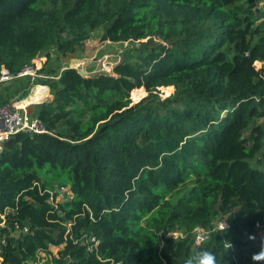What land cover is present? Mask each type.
Listing matches in <instances>:
<instances>
[{"label": "trees", "instance_id": "obj_1", "mask_svg": "<svg viewBox=\"0 0 264 264\" xmlns=\"http://www.w3.org/2000/svg\"><path fill=\"white\" fill-rule=\"evenodd\" d=\"M99 26L130 53L110 73L62 65ZM40 55L37 75L12 80L20 105L47 86L53 98L30 110L45 131L0 147V264L50 245L54 264H186L199 248L219 264H264L252 259L264 253L256 0H0V68L16 74ZM219 217L228 226L195 244L194 228Z\"/></svg>", "mask_w": 264, "mask_h": 264}, {"label": "built area", "instance_id": "obj_2", "mask_svg": "<svg viewBox=\"0 0 264 264\" xmlns=\"http://www.w3.org/2000/svg\"><path fill=\"white\" fill-rule=\"evenodd\" d=\"M117 56V54H115ZM41 56V55H40ZM38 56V57H40ZM115 56V57H116ZM120 58L117 56L115 61L107 60V56H103L96 60L95 67L89 72L98 73L106 72L108 65H114ZM254 68L258 71L259 75L264 77V58L254 60ZM41 67V64L37 63V59H33L32 64H26L23 66L16 74L10 72L8 68H0V86L7 83L17 76L29 75L31 77L37 75V70ZM110 73V72H108ZM26 106L19 105L16 101L1 102L0 101V147L4 141L9 139L11 136L18 132L33 133V132H43L45 131L44 124L39 120V118L28 112ZM59 195L63 192H67L66 187L59 188ZM228 226L227 221L223 217H219L213 223L211 228H204L197 226L194 228L193 240L195 244H199L201 241L206 239L211 230L222 229ZM181 232H168L167 235H181ZM85 242H88L87 248L92 249L96 243L97 239L95 236L85 237Z\"/></svg>", "mask_w": 264, "mask_h": 264}, {"label": "rangeland", "instance_id": "obj_3", "mask_svg": "<svg viewBox=\"0 0 264 264\" xmlns=\"http://www.w3.org/2000/svg\"><path fill=\"white\" fill-rule=\"evenodd\" d=\"M256 6L258 8H261L264 10V0H256ZM101 32H102L101 26L90 31V37L88 39H86L84 41V43L82 44V46L80 47V49H78L76 51L75 56H71V57H74L73 59H74V61H76V63L82 62L86 59H91V61L96 62V60H98L99 58H101L103 56H107V60L115 61L117 59V56L119 58H122L123 55H127L130 53L129 50L132 47V45L130 44V41L129 42L128 41L113 42L110 40H100ZM115 54H117V56ZM71 57L66 59V61L62 60L61 64L62 65H69V63H70V65H71V63H74V61H73V59H71ZM76 57L77 58L79 57L80 59L77 60ZM35 59H37V57ZM111 70H112V65H108L106 72H111ZM89 73L91 74L92 72H89ZM21 83L22 82L18 83L17 81H12L9 84V87L12 86L11 90H15L17 92V97H19V94L22 91ZM34 85L35 84L30 85L31 87L29 89L28 94L31 93L32 87H35ZM172 91H173V88H172V90L171 89L167 90L164 87H159V94L162 97L169 95ZM5 95H7V94H5ZM144 95H146V92L141 94V95H138V96H135L133 91H132V93H130V97L132 98L133 102L138 101ZM22 99L23 98H21L20 101ZM45 102H50V99L47 97L45 99H42L39 103L45 104ZM33 105H36V104L33 103V104H30L29 106H26V108H27L26 110L28 112H31L30 110H31V108L33 109ZM68 193H70V192H68ZM66 195H67V192H63L61 195H58V198H63V196H66ZM261 233H263V231ZM60 247L61 246L50 245L47 251L38 252L36 254V257L33 260H31L25 264H54L52 261V256H57V252H58Z\"/></svg>", "mask_w": 264, "mask_h": 264}, {"label": "crops", "instance_id": "obj_4", "mask_svg": "<svg viewBox=\"0 0 264 264\" xmlns=\"http://www.w3.org/2000/svg\"><path fill=\"white\" fill-rule=\"evenodd\" d=\"M74 57H71V59H73ZM70 59V60H71ZM76 59L78 60V59H80L79 57L77 58L76 57ZM45 60H46V56L45 55H41L40 57H37V63H39V64H41V66H42V64L45 62ZM73 61H74V59H73ZM68 66H70V67H74V68H77L78 70H80V69H84L85 70V74L87 75V72L89 71V70H92L94 67H95V62H93V61H91V59H86V60H84V61H82V62H77L76 63V61H74V63H71V65H70V63H69V65ZM80 68V69H79ZM13 80V79H12ZM12 80H10V81H8L7 83H5V84H2L1 86H5V85H8V84H10L11 83V81ZM37 85H42V84H35L34 86H37ZM45 86H47V85H45ZM34 88L35 87H32V91L34 90ZM6 89V88H5ZM3 89V87L0 89V95H1V98L2 99H4L5 101H16L17 103L20 101V99H17V97H16V95L14 94V92H13V90H11L12 89V86H10L9 87V89ZM31 91V92H32ZM5 94H7V95H5ZM49 98L50 100L53 98V95L50 93V90H49V87L47 86V94L42 98V99H45V98ZM41 99V100H42ZM41 100H39V101H37V102H33V103H39ZM33 103H31V104H33ZM20 105V104H19ZM30 104H27V105H24V106H29ZM23 106V105H22Z\"/></svg>", "mask_w": 264, "mask_h": 264}, {"label": "clouds", "instance_id": "obj_5", "mask_svg": "<svg viewBox=\"0 0 264 264\" xmlns=\"http://www.w3.org/2000/svg\"><path fill=\"white\" fill-rule=\"evenodd\" d=\"M231 247V245H230ZM258 255L252 256L254 261H262L264 262V253L260 251L256 252ZM186 264H219L216 254L206 248H199L196 254L190 257Z\"/></svg>", "mask_w": 264, "mask_h": 264}, {"label": "water", "instance_id": "obj_6", "mask_svg": "<svg viewBox=\"0 0 264 264\" xmlns=\"http://www.w3.org/2000/svg\"><path fill=\"white\" fill-rule=\"evenodd\" d=\"M79 72L81 73V74H85V70L84 69H80L79 70ZM142 88L144 89V87L142 86ZM145 90V89H144ZM146 92V91H145ZM132 99V98H131Z\"/></svg>", "mask_w": 264, "mask_h": 264}]
</instances>
